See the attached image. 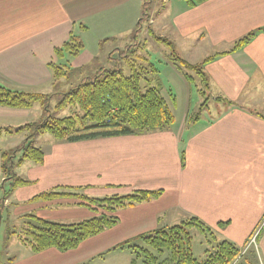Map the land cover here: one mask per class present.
<instances>
[{
	"label": "crops",
	"instance_id": "0c3cea01",
	"mask_svg": "<svg viewBox=\"0 0 264 264\" xmlns=\"http://www.w3.org/2000/svg\"><path fill=\"white\" fill-rule=\"evenodd\" d=\"M163 2L170 4L172 0ZM152 14L150 22L155 24ZM141 16L142 0H0V84L12 90L61 95L84 77L95 74L103 66V55L110 66L111 53L130 46L121 48V42H137L136 28ZM158 27L162 31L159 36L168 37L179 56L197 64L232 49L239 38L264 27V0H207L196 6H190L186 0L174 1L158 21ZM71 33L84 41L82 52L86 45L91 47L92 55L84 62L79 60L82 52L63 57L55 53V48L67 42ZM107 43L113 44L105 50ZM51 63L68 65L73 73L67 78L55 79ZM97 63L101 66L91 68ZM83 68L86 69L82 71ZM178 70L181 73L173 70L170 82L182 85L184 94L188 95L191 93L187 86L189 80ZM204 70L210 80L208 94L213 98H227L237 105L230 108L226 102L215 101L223 112L216 109L206 124L188 135L187 129L182 130L185 124L181 123L177 130L171 126L76 142L54 136L42 140L43 134L36 137L34 143L44 150L45 159L41 164L26 160L16 167L17 174L31 183L11 191L14 202H19L14 216H25L18 208L27 201L31 208L23 212L31 211L51 221L73 223L96 214L91 204L81 198L31 201L34 196L55 188L94 197L139 189L164 192L158 199L118 210L117 225L84 240L76 249L62 252L49 248L33 252L26 259L30 261L28 264H91L96 259L127 264L126 249L110 251L114 246L139 234L181 223L191 216L201 219L241 251L251 249V242H256V255L262 261L264 33L241 49L210 61ZM73 76L77 80L70 84ZM35 104L30 108L0 105V127L22 126L19 120L29 118ZM41 107L37 111L42 117L45 112ZM26 137L27 133L19 134L17 142ZM20 143L13 142L8 149ZM3 150L0 142L1 190L6 179L2 171ZM79 187L82 189H76ZM5 190H10L9 183ZM14 202L8 196L4 201V212L9 217ZM75 203L84 204L76 207ZM221 222L225 225L220 226ZM117 251L119 254L106 257ZM129 251L133 263V254ZM23 255L10 264H19Z\"/></svg>",
	"mask_w": 264,
	"mask_h": 264
},
{
	"label": "trees",
	"instance_id": "16d2710c",
	"mask_svg": "<svg viewBox=\"0 0 264 264\" xmlns=\"http://www.w3.org/2000/svg\"><path fill=\"white\" fill-rule=\"evenodd\" d=\"M186 1L190 6H196L207 0ZM151 2L152 0H142V16L136 28L138 43L124 49H115L109 58L112 65L115 66H102L95 74L84 77L71 90L61 93L62 98L54 108L56 111H61L68 106H77L80 111H74L66 117H57L51 114L50 103L53 95L12 90L0 84V105L30 108L35 102H41L45 114H48L41 121L26 123L17 128L0 127V136L3 133L28 132L27 137L17 147L4 149L1 153L2 171L6 179L3 186L4 195L0 199V213L4 212L3 204L11 191L31 183L17 174L16 167L26 160H33L40 164L44 162V150L34 143L37 136L51 133L58 140L76 142L171 127L175 118L161 96L160 89L150 86L143 91L141 85L143 78L146 77L148 80L149 75L145 76L143 69H148L151 73L158 72L157 68L150 64V59L142 54L147 49V42L139 41L144 23L152 24L150 22L151 11L149 10ZM81 27L85 26L81 25ZM261 33H264V27L257 28L239 38L232 49L216 53L200 63L192 64L175 52L174 43L168 37L156 35L151 25L148 27L149 36H152L156 42H165L173 49L174 54L169 57L170 62L178 66L180 70L183 67L187 70H196L207 91L210 90V80L204 70L206 64L221 55L241 49ZM84 48L85 43L82 38L71 33L67 42L61 47L55 48V53L60 57L64 55L77 56ZM114 55H119V58ZM139 60L143 62L139 63ZM123 61L129 65L130 75L124 73ZM145 63H148L151 68L145 67ZM50 65L55 79L67 78L73 73L72 68L68 65L56 63ZM186 75L188 80H193V77L187 73ZM148 83L150 85L149 80ZM207 91L202 89L201 93L206 99L201 105L200 112H204V107L212 97ZM215 99L226 102L230 108L237 105L227 98L218 97ZM115 108L118 111H115ZM19 153H21L20 156ZM185 160V149H183L181 151L182 166L185 165ZM8 183L10 190L6 191L5 186ZM76 189H82V187ZM163 192L162 189H139L125 194L116 193L104 197L64 192L62 188L42 192L34 196L31 201H51L64 197L81 198L87 200L88 205L91 204L92 211H99L101 215H94L75 223H63L47 220L36 214H27L23 216L27 221L24 237L21 238L22 243L30 247L34 253H40L49 248H56L62 252L76 249L84 240L117 225L119 217L116 212L118 210L158 199ZM219 225L224 226L225 223L221 222ZM194 226L218 240L214 231L205 222L198 217L191 216L181 223L157 228L127 239L114 246L110 251L131 250L134 255L133 264H139L140 260H143L142 264H160V257L166 251L170 253V261L174 264H230L238 258L241 253L240 248L224 239L218 240L216 249L209 254L206 260L199 261L193 253L191 228Z\"/></svg>",
	"mask_w": 264,
	"mask_h": 264
},
{
	"label": "rangeland",
	"instance_id": "374dc122",
	"mask_svg": "<svg viewBox=\"0 0 264 264\" xmlns=\"http://www.w3.org/2000/svg\"><path fill=\"white\" fill-rule=\"evenodd\" d=\"M174 1H180L184 2L185 0H172L170 4H166L163 2V0H152L151 6L149 10L151 11L152 16L154 17V20L156 23L154 24H148L144 23L143 28L140 32V41L141 42H147V49L146 51L142 52V54L150 59V64H153L155 68H157L158 72H153L151 73L150 70L148 69H143V72L145 73L144 75H148V80L150 81V85L148 83V80L143 78L141 85L143 88V91L146 90L150 86H155L160 89V94L164 98L167 107L171 111V113L174 115V122L171 126H173L176 130L181 126V123L185 124V127H183L182 130L187 129L185 134H190L196 129H198L201 125L206 124L207 120L212 116V114L216 112H223L221 110V105L217 104L215 101L216 99L211 97L210 100L208 101V104L204 107V112L201 111V105L205 101L206 97L201 93L202 89H207L204 87L202 84V79L200 78V75L196 70H187L183 67L182 73L185 74L187 73L189 76L193 77V80H189L188 83V88L191 89V93L188 95H185L183 92V86L180 85L179 83L173 84L170 82V79H173V70L174 72H181L178 70L179 67L174 65L172 62H170L169 57L174 54L173 49L166 44L165 42H156L152 36H149L147 34V30L149 25L152 26L154 32L156 35L161 34V30L158 27V21L161 20V18L165 16L166 10H168L171 6V4ZM150 23V22H149ZM166 30V29H165ZM163 30V32L165 31ZM166 32V31H165ZM164 32V33H165ZM133 43H136L133 40H124L119 44V47L123 48L128 45H131ZM138 43V41H137ZM113 43H107V45L104 47L105 50L107 48H110ZM85 49V48H84ZM177 52V50H175ZM147 53V54H146ZM82 57H80V62H84L86 59L91 57V47L89 45H86V50L82 52ZM106 55H103L101 58V61L103 63V66H107L106 60H104V57ZM116 58H119V55H114ZM137 59V57H136ZM143 62L142 60H139V63ZM109 63V62H108ZM167 63H170V67H167ZM101 63H97L95 65H92L91 68H96L97 66ZM113 64H115L113 62ZM196 64V63H193ZM110 66H115V65H110ZM145 67L151 68V66L148 63H145ZM176 68V69H175ZM89 69V67H88ZM123 69L124 73L126 75H130V69L129 65L123 61ZM91 70V69H90ZM90 72V71H86ZM185 72V73H184ZM186 80H188L187 75L185 76ZM77 80V76H73L72 79L70 80V84H72L74 81ZM79 82L72 86L75 87L78 85ZM61 95L55 94L53 99H51V109L53 115H58L59 117H66L71 115L74 111H80V108L77 106H68L64 108L61 111H56L54 108V103L59 102L61 100ZM226 105V104H225ZM35 109L31 113V116L27 119H21L19 120V124H26L30 122H38L41 121V119L46 118L48 114H45L41 117L40 116V111H37V108H42L41 102H37V104L34 105ZM56 106V105H55ZM44 111V107H43ZM42 112V111H41ZM43 113V112H42ZM198 122V123H197ZM18 124V125H19ZM28 133V132H26ZM23 132H13V133H3L2 137L0 136V142L1 145H3L4 149H8L12 147V143H20L17 142L19 140L18 136L19 134H26ZM184 134V135H185ZM42 140H46L47 138H54L51 133H43L41 136ZM16 144V145H17ZM5 146V147H4ZM15 147V146H14ZM12 149V148H11ZM0 188V198L3 197L4 193L3 190ZM12 192L8 194V197L12 202L14 200L12 199ZM19 203V202H17ZM17 203L14 202V204L10 207V211L12 212V216L9 217V214L7 211L0 213V264H10L11 260H15L19 257H21L23 254V257L18 260L19 264H28L29 262L26 260L27 257L32 256L33 251L28 247L27 245H24L22 243V237H24V230L26 227V221L27 219L23 216H14L13 214L17 210ZM76 207L83 206L82 204L75 203ZM31 208V205H29L28 201L25 204H22L21 207L18 209L21 211L20 213H25L32 214L31 211L29 212H23L25 209ZM96 213L95 215H101V213L98 212H93ZM3 214V215H2ZM79 220V219H78ZM76 220L75 222H79L82 220ZM73 222V223H75ZM180 223V222H178ZM264 224L262 225V227ZM261 227V229H262ZM260 229V230H261ZM191 235L193 237V253L194 256L199 260V261H204L207 259L209 254L213 252L216 247H217V242L218 240H223L224 237L218 233L217 239L215 240L213 237L208 236L207 234L203 233L201 230H199L197 227H192L191 228ZM219 235V236H218ZM258 235L256 236L255 239H257ZM223 238V239H222ZM256 242H251V249L247 248L245 251V248H242V251L240 255L238 256L237 259L233 261L232 264H264V257L262 256V261L261 259L257 258L256 252L258 253V249L256 248ZM249 249V250H248ZM120 251V250H119ZM119 251L113 253V254H107L106 257L108 256L112 257L115 256L116 254H119ZM129 249H126L124 256L128 257V262L127 264H133L130 262V256H129ZM109 257V258H110ZM134 258V255H133ZM242 258V259H241ZM160 264H174L172 261H170V253L168 251L165 252L162 257H160ZM143 260L139 261V264H142ZM33 264H42L41 262L39 263H33ZM91 264H110L106 263L101 259H96L94 260ZM231 264V263H230Z\"/></svg>",
	"mask_w": 264,
	"mask_h": 264
},
{
	"label": "built area",
	"instance_id": "2783aa9c",
	"mask_svg": "<svg viewBox=\"0 0 264 264\" xmlns=\"http://www.w3.org/2000/svg\"><path fill=\"white\" fill-rule=\"evenodd\" d=\"M115 111H118V109L115 108ZM235 261H236V260H235ZM232 263H233V262H232ZM232 263H231V264H232Z\"/></svg>",
	"mask_w": 264,
	"mask_h": 264
}]
</instances>
